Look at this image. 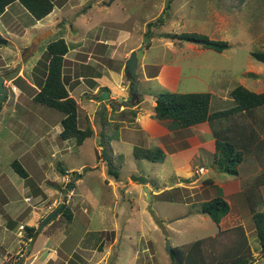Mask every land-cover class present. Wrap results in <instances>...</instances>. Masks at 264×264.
Wrapping results in <instances>:
<instances>
[{
  "label": "crops",
  "instance_id": "1",
  "mask_svg": "<svg viewBox=\"0 0 264 264\" xmlns=\"http://www.w3.org/2000/svg\"><path fill=\"white\" fill-rule=\"evenodd\" d=\"M71 1L72 0H68V2L60 6L56 4L55 0V6L48 16L40 21H33L31 20L32 18H29V29L30 31H35V33H37L36 35H39L42 32H45L46 28H49L54 23L56 26L55 30L51 29L52 31H49V35L54 36V39L51 41L63 39L68 45V52L65 59L67 62H70V67L65 66L64 68L66 89L69 96L73 98L78 105V127L80 129L90 128L92 131V135L85 139L80 147L86 141H91L97 157V164L92 167L100 168L101 181L105 182L106 178H110L111 180H108V182L112 187V191L119 189L123 198L125 192L122 189L129 187V184L126 183L122 186L123 180L119 175L117 178H113L107 174L105 175L107 170V157L103 156L106 155L104 150L109 146L110 141L105 139L102 135L100 136L102 133H99V131L106 130L101 121L102 116L105 114L108 122H113V125L117 126V129L119 128L122 131L121 134L127 133L130 135V140L133 141L130 142L129 147L133 152L135 148H138L137 145H139V142L144 146H149L152 142L155 147L160 148V146H162L164 150H168L166 151L167 159L170 161L169 163L173 172V175H170L174 178L173 182L167 184L165 176H158V181H156L154 185L149 183V181H147L146 184L149 193V198L147 197V200L151 201L154 197L153 204L156 205V207L160 204L175 205L174 197L167 194L175 189L193 191L201 188L204 191L209 190V192H207V195H209L208 199L200 198V201H198L200 204L203 201L215 197L216 190L213 191L211 188L215 189L217 187L221 190L222 197L227 202L224 197V189L220 186H216L217 184L215 183V180L210 178V175L215 171L211 165L212 154L214 152V140L211 137V131L207 123L188 128V134L187 137H185V140L189 141L187 142V146L177 148L179 145L178 142L182 140L181 138L183 136L181 134L183 131L174 129L169 121H158L153 113L155 99L158 94L162 92L192 94V92H189L188 90L180 91L181 86H183V80L202 81V84L207 86L208 90L204 93L211 95V111L222 110V106H225L226 103H229L230 106L232 105L231 99L227 96L232 90L231 87H226L223 84H220V87L216 92L214 88L208 85V78L204 79L200 77L199 74L191 72V70L187 71V76L184 75V68L179 64L176 55H182L184 53L190 60L200 56L203 53V49L189 43H186L184 45L185 47L182 48V43L180 42V44H178L180 46H173V49L169 51L165 46L161 45L163 52L171 54V60L165 62L161 55H156L155 57H149L147 55V52L153 48L151 45L156 39L151 37V35L147 41H145L144 36L139 40L138 37L133 36L130 32L123 30L119 31L117 29L119 32L115 33V36L113 35L114 33L111 34L114 37H104L102 35H94V33L92 37L86 33H83L81 36L79 33L80 30L78 29L80 28V25L82 28L85 26L80 23L78 18L83 15L84 11H81L79 15H75L71 18V7L73 6L70 3ZM17 4L18 3L15 2L7 6L4 13L0 16V37L6 41V44H0V52L2 51L1 49L10 48L8 49V54L6 51H4L3 55L2 53L0 54V59L3 62V65L0 66V75H12L10 78L6 77L3 81L6 88L5 92L13 90L14 94H16V92L21 94L26 87L38 91V81H35L36 78L34 77L35 74H33V71L44 53L31 63H25L30 57L24 63L19 62V60L21 61L22 52L27 46H24L25 44H23L22 37H19L20 35L11 30V26L14 24L21 25L20 21L16 19L18 15L11 12V9ZM222 18L217 19L222 20ZM181 19V17L178 18L179 21ZM179 21L177 23H179ZM100 22H102V20H100ZM221 22L223 21L219 22V26L216 27L217 29L221 26ZM104 24L106 25V23ZM185 24L186 23L181 22L179 27L184 28ZM195 25L196 24L192 23L189 24V27L193 30ZM102 26L103 25H101V27ZM62 29L69 30L74 34H67L68 31H65L66 34L63 32L61 35L62 32L60 31ZM192 30H188V33H191ZM28 31L21 33V35L25 37ZM100 31L102 32L103 28L100 29ZM209 32L210 33L207 37L212 39L215 32ZM218 32V40L226 41L227 38H225V36L227 34L225 31L220 30ZM195 33L206 34L204 31H197ZM16 38H21L20 44L15 41L13 44L12 40ZM17 41L19 40L17 39ZM43 51L45 50H42V52ZM133 51L136 53L137 65L139 64V68H137L136 65L135 70L137 78V94L129 93L128 87L130 80L129 77L124 74L125 62L129 57V54ZM11 53L17 55L18 58L10 59L11 56L9 55H11ZM138 54L140 55L139 58ZM67 68H70L69 72L66 71ZM240 74L242 75L241 72ZM243 81H247L246 77L245 79L243 78ZM237 84L243 86L249 91H253L247 82L244 84V82L240 83L237 80ZM103 92H107L108 99L104 102V110L102 114L98 116L101 108L100 96ZM16 103L17 101L13 103L11 108V113L14 114L12 117L7 116L9 114L6 108L7 104L3 103V106L2 104L0 105V113L1 110L3 111L2 114H0V148L4 145V153H8L14 158L16 155L17 158L13 159V161L18 162L21 165L27 173L28 178L27 180H24L13 171L11 168V163L13 161L9 163V167L2 169V171L0 170V264H35L36 261L38 264H46L48 262L49 264H61L62 262L63 264H80V258L75 255V252H87L88 249L84 244L81 248L74 247L71 253L64 256L62 248L64 239L59 235V232L54 229V226L56 224L58 225L61 221L60 217H57L54 222H49L44 229V231H46L45 234L39 232L31 246L26 242L25 227L37 230V225H39L41 220L50 213V211L47 210V204L61 196V194L57 195L56 191V189H59L58 191L60 192L64 179V175L60 170H62L63 173L68 172L67 169L63 168L58 163L57 165H54L50 159L61 158L63 153H69L74 141H60L58 139V135L61 132L60 123L57 122L58 119L55 123L47 122L49 121L48 117L51 116L49 112L45 113L47 119H41L40 117L38 118L37 123L35 122L34 116L33 119H31L33 121L27 122L25 120L26 118L16 112ZM126 104H129V106H126ZM26 111L27 110H25V112ZM95 113L98 118H96V122L94 120ZM38 125L47 130L45 129V132L39 134L35 140V131L37 130ZM176 130L178 131L177 133ZM174 133L176 134L174 135ZM163 137L168 138L165 143L161 140ZM26 138H28V140ZM57 139L61 143H59ZM115 142V151L118 153L120 149V141L117 140ZM121 143L125 144L123 142ZM47 154L49 155V158L47 157ZM202 158L208 159L202 160ZM107 159L109 160V158ZM198 162L201 163L199 165H193ZM161 164L163 163L161 162ZM204 164H208V167L204 166ZM36 167L39 169H36L39 177L35 180ZM84 167H86V164L80 166L81 169ZM199 168L202 169L201 174L196 173ZM40 170L43 171V173ZM77 170L78 169H75V171ZM50 171L52 175L49 174ZM218 179L219 177L217 180ZM78 182L79 180H77L75 184ZM160 182H164L162 187L158 186L160 185ZM56 185L59 188H56ZM139 186L144 191V188L141 185ZM152 188L153 190H151ZM138 197H140V195ZM80 199H77L74 202L71 199L69 206L73 213V217L83 216L84 218V208L80 206ZM123 201L124 199L122 200V206H118V212L121 210L125 211L127 209L125 207L131 205L128 203V205L125 206ZM158 209L160 208L157 207L154 209L155 211H149V207L145 204H137L136 206L138 215L142 218L140 222L143 223V220L147 219V227L151 229L152 232L156 233L159 232L158 230H160V228L152 220L155 217V212L157 213L159 211ZM132 211L133 210L129 209L127 212L135 215ZM161 212L163 213V211ZM228 214L219 222V229H225L223 225H226L224 224V220H227ZM114 216L113 213L112 217L114 218ZM173 216L175 218L171 221H166L169 220V218L165 217L162 219L166 222L163 230L167 235H170V225L168 224L179 221L185 222L187 219L186 216ZM116 224L117 223L114 220L113 227H116ZM130 224V218L124 220V227L122 229L123 237L125 236L124 231L126 226ZM19 225L24 227L21 235L18 233ZM191 226L192 232L198 228L204 230L207 228V231L210 233L206 236H213L217 231L216 225L205 215H201L196 223L192 222ZM233 226L236 225H232L231 227ZM130 231L131 230H129L128 233ZM143 231H148L146 230V226L141 227V230H139L140 237ZM101 232H105V230H102ZM123 237L117 245L119 248L118 253H120V250L123 248L122 246H124V243L122 242H125L126 240L130 241L129 238L125 239ZM202 237L204 238V236H200L198 239H202ZM39 238H42L40 242H38ZM37 242L38 244L35 247ZM249 242L251 244L252 253L254 254L255 252L257 255L259 250L257 240L256 242L253 240V242L256 243L254 246H257V250H254L252 247L250 238ZM180 245L183 244H179L178 246ZM151 246V250L148 246H145V248L143 247L144 249H142L140 253L144 255L148 254V257L152 259L154 252H156V249L159 246L156 240H151ZM59 250L62 252L63 257L60 256L61 254L59 253ZM143 250H147V252L144 253ZM104 252L105 248L100 252L96 251V254L102 255ZM134 253L136 254V250ZM133 259L137 260L135 255ZM98 260L101 259L98 258ZM133 264H135V262H133Z\"/></svg>",
  "mask_w": 264,
  "mask_h": 264
},
{
  "label": "rangeland",
  "instance_id": "2",
  "mask_svg": "<svg viewBox=\"0 0 264 264\" xmlns=\"http://www.w3.org/2000/svg\"><path fill=\"white\" fill-rule=\"evenodd\" d=\"M60 1L61 0H56V4ZM66 2H68V0L63 1L62 4ZM70 3L73 5L71 7V18H73L75 15H79L81 11H84L83 15L78 18L80 23L85 26L82 28L80 25V28L78 29L80 30L79 33L81 36L83 33H86L92 37L94 33V35L97 34L104 37H114L115 33L123 30L130 32L133 36L138 37L140 40L143 38L147 30L146 24L154 23L160 17L162 22L157 23L155 27L151 28L150 35L156 39L151 45L153 48L147 52V55L149 57L161 55L165 62L171 60V54L168 52H163L161 45L165 46V48L170 51L173 49V46L175 47L176 45L180 44L178 40L170 39V36L174 34L179 35L181 33H188V30H192L189 27V24H196L191 31L194 33L197 31H204L206 33L204 35L208 36L210 33L209 31H211V33L215 32L211 40L215 39L217 41H222L218 40L219 37L217 36V33H219L218 31L220 30L225 31L227 34L225 38H227V40L224 42L228 43L229 48L223 51V53H217L213 50L202 48L203 53L200 56L190 60L184 53L182 55H176L179 64L184 68V75L187 76V71L191 70V72L199 74L200 77L204 79L208 78V85L214 88L216 92L218 91L220 84L234 89V87L238 85L237 80L240 83L244 82V84L247 82L248 85L253 89L251 92H264V64L255 60L253 56L255 53H264V0H72ZM11 10V12L18 15L16 19H18L21 24H14L11 26V30L14 31V33L20 35L19 37H22L23 44H25L24 46H29L32 39L35 38V35L37 34L35 31H30L29 29V18H31L30 14L19 3ZM180 17L182 19L179 21L178 18ZM217 18H222V20H218ZM100 20H102V22H100ZM178 21L179 23H177ZM220 21H223L225 26L224 23L221 22V26L217 29L216 27L219 26ZM181 22L186 23L184 28L179 27ZM104 23H106V25ZM101 25L103 26L101 27ZM55 27L56 26L53 23L52 26L46 28L45 32H42L41 34H45L51 29L55 30ZM102 28L103 31L101 32L100 29ZM117 29L119 31H117ZM26 31L28 32L26 33L25 37L22 36L21 33H25ZM65 31H68L67 34H74L69 30L62 29L60 31L62 32L61 35ZM162 35L167 36L168 39L163 38ZM17 39L19 41H17ZM52 39H54V36L48 35L25 63H31L39 56H42L44 53L42 50H45V44ZM20 40L21 38H16L12 41L13 44L14 41L20 44ZM145 41H147V39H145ZM185 44L186 43L182 42V48L185 47ZM8 49H1L2 51L0 54L2 53L3 55L4 51H6L8 54ZM9 56H11L10 59L18 58L17 55H14V53H11ZM139 56L140 55L138 54V58ZM19 62L21 61L19 60ZM65 62V66L70 67V62ZM2 65L3 62L0 59V66ZM137 68H139V64L137 65ZM66 71L69 72L70 68H67ZM242 77L244 79L246 77L247 81H243ZM182 85L184 87L181 86L180 91L188 90L189 92H192V94L204 93L208 90L207 86L202 84V81L183 80ZM36 92V89L33 90L29 87L23 89V95L19 92L14 94L13 90H10V92H5L7 93V98L5 101L1 102V104L2 106L3 103L7 104L6 108L9 112L7 116L12 117L14 115L11 113V108L13 103L17 101L16 112L26 118L25 120L27 122L33 121L31 119H33L34 116L35 122L37 123V120L40 117L41 119H47L45 117V113L49 112L51 116L48 117L49 121L47 122L55 123L58 119L57 122L60 123V119L63 118V115L60 112L48 109L45 106L32 102L31 98ZM229 107V103H226L225 106H222V110ZM25 110L27 111L25 112ZM2 112L3 111L1 110L0 114H2ZM96 115L97 114L95 113V122L98 119ZM98 116H100V113H98ZM101 121L106 130L99 131V133H102L100 136L102 135L105 139L110 141L109 146L104 150L106 155L103 157L109 158L111 163L110 168H112L113 171H115L123 180L122 186L126 183L129 184V187H123L124 189L122 190L125 192L123 194V198L119 192V189L112 191V187L108 182V180H111L110 178L105 179L106 183L101 181L100 168L92 167L97 164V157L91 141H86L81 147L76 146L74 142L69 153H63L61 158L50 159L54 165H57L58 163L63 168L67 169L71 179L75 174L81 175L79 182L74 184L72 187L74 191L72 201L74 202L80 198L83 199H80V206L84 208V218L83 216H74L72 218V222L70 223L66 222L64 219H61L58 225H55L54 223V229L58 231L59 235L64 239L62 244L64 256H67L68 253H71L74 247L81 248V246L85 244L88 249L87 252H75V255L79 256L80 258V264H133V262H135V264H170L169 255L166 251V241H168L170 247H175L179 244H186L196 240L200 236L205 237L210 233L207 231V228H205V230L202 228L195 229L194 231L196 232H192L191 230L192 222L196 223L198 218L202 215L197 213L199 204L198 201H200V198L208 199L209 195H207V192H209V190L204 191L201 188L199 190L193 191L175 189L167 193L168 195L174 197L175 205H157V207L160 209H158L159 211L157 213L155 212V217L161 220L163 228L166 223L162 220L163 217L169 218V220L166 221L173 220L175 218L173 215L186 216L187 219L185 222L179 221L168 224L170 225V235L165 234L164 230L161 229L158 230V233L152 232V230L147 227V219L143 220V223L140 222L142 218L138 215L136 206L137 204H145L149 207V211H155L154 209L157 207L153 204L154 197L151 199V201H148L145 192L137 183L132 182L130 177H143L149 181V183L154 185L155 182L158 181V176H165L166 183L171 184L174 178L171 177L173 172L169 163L170 161L167 159L166 151L168 150H164L162 146H160V148L155 147L152 142L149 146H144L139 142V145H137L138 148L149 151L159 149L164 154V159L162 161H158L157 163H152L146 160L137 161L135 160L136 158L134 157V152L129 147L130 142L133 141L130 140V135L127 133L121 134L122 131L119 128L117 129V126H114L113 122L109 123L105 114L102 116ZM45 129L46 128H42L40 125H38V128L35 131V140L39 134L45 132ZM179 131H183L181 134L183 137L181 138L182 140L178 142L179 145L177 144V148L185 147L187 146V142H189L185 140V137H187L188 134L187 129ZM177 132L178 131L176 130V133ZM176 133H174V135ZM26 139L28 140V138ZM58 139L57 141L61 143V140L59 141ZM117 140L120 141V149L118 153L115 151V141ZM161 140L165 143L168 138L163 137ZM121 142L125 144H122ZM3 150L4 145H2L0 148L1 171L2 169L9 167V163L13 161V159L17 158L16 155L14 158L8 153H4ZM47 157L49 158V155ZM207 159L208 158H202V160ZM161 162L163 164H161ZM200 163L201 162H198L193 165H199ZM83 164H86V167L81 169L80 166ZM204 166L208 167V164H204ZM36 169L38 168H35V180L39 177ZM75 169L78 170L75 171ZM41 172L43 173V171ZM49 174L52 175L51 171ZM106 174L107 173L105 172V175ZM218 177L219 179L217 180ZM240 177V179L243 180L246 175L242 174ZM210 178L215 180V183L217 184L216 186H220L224 189V197L230 204V211L227 217L228 221L226 219L224 220V224H226L223 225L224 228L227 229L232 225L238 224L242 225L243 227L245 226V229L247 230L248 236L251 240L252 247L254 250H257V246H254L256 245V243H254L256 240L254 237L255 234L253 232L250 214L245 206L242 196L239 195L240 193L238 191L237 184L239 177H229L223 175L217 169H215L213 174L210 175ZM159 184L160 185L158 186L162 187L164 182H160ZM56 188L59 187L56 185ZM58 190L59 189H56L57 195L62 193V190H60V192ZM151 190H153V188ZM211 190L214 191L216 188H211ZM260 191L264 207V186L261 187ZM139 195L140 197H138ZM59 198L60 196L55 199ZM123 199L125 206L128 205V203L131 205L125 207L127 208L125 211L121 210L118 212V206H122ZM129 209L133 210L132 212H134L135 215L127 212ZM160 210L163 211V213ZM113 213L115 215L114 218L112 217ZM128 218L131 219V224L126 226L124 231L125 236L123 237L122 229L124 227V220ZM114 220L117 223L116 227H113ZM152 221L155 222L154 219ZM143 226H146V230L148 231H143L140 237L139 230H141V227ZM46 227L47 226H44L40 232L45 234L46 231H44V229ZM102 230H105V232L110 235L107 237L108 239L105 237L104 233L102 236L99 235ZM129 230L131 231L128 233ZM122 237L125 239L129 238L130 241L126 240L125 242H122L124 243V246H122L123 248L120 250V253H118L119 248L117 245L121 241ZM41 239L42 238H39L38 242H40ZM151 240H156L159 246L156 249V252H154L152 259L148 257V254L144 255L140 253L141 250L145 248V246H148L150 250L152 249ZM38 242L36 243L35 247L37 246ZM100 242H103L101 248L102 250L105 248V252L102 255H97L96 251L99 252L97 247ZM135 250L136 254L134 253ZM143 252L146 253L147 250H143ZM59 253L61 254L60 256L63 257V254L60 250ZM134 255L136 256L137 260L133 259ZM98 258L101 260H98ZM35 264H38L37 261ZM46 264H49V262ZM61 264H63V262ZM251 264H264V258H261L259 253L256 255L254 252L253 261Z\"/></svg>",
  "mask_w": 264,
  "mask_h": 264
},
{
  "label": "trees",
  "instance_id": "3",
  "mask_svg": "<svg viewBox=\"0 0 264 264\" xmlns=\"http://www.w3.org/2000/svg\"><path fill=\"white\" fill-rule=\"evenodd\" d=\"M63 1L66 0H61L57 4L63 5ZM15 2L23 6L33 21H40L48 16L55 6L54 0H0V16L7 6ZM161 22L162 19L159 17L156 22L146 24L144 39L148 40L151 28ZM163 38L166 39L167 36ZM170 39L197 45L217 53H222L229 48L227 42L211 40L203 34L194 32L174 34L170 36ZM67 52L68 45L63 39L46 44L44 55L34 68L39 91L31 100L60 112L63 118L60 121L59 140H73L76 146H80L92 135V131L90 128L78 127V105L69 96L64 76ZM253 56L255 60L264 64V53H255ZM6 77H10V74ZM228 95L232 101L229 108L211 111V95L208 93L162 92L155 99L153 113L158 121H169L177 130L207 123L214 140L211 165L223 175L239 177L237 184L239 195L242 196L250 214L259 248L258 253L261 258H264V207L260 191L264 186V116H262L264 115V92L254 93L237 85ZM5 99L6 93L3 101ZM134 157L137 160L157 163L164 159V154L159 149L149 151L135 148ZM106 162L107 175L117 178L118 174L110 168V161L107 159ZM11 168L20 178L27 180V173L18 162L13 161ZM60 172L64 175L62 170ZM242 174L246 175L245 180L240 179ZM80 176L75 174L72 176V181L79 180ZM73 182L70 183L71 187L74 185ZM229 211V204L223 199L221 190L216 187V196L201 202L197 211L207 216L216 225V233L213 236L170 247V264H251L253 254L245 226L236 225L223 230L218 227L219 222ZM57 217L70 223L73 218L70 206L63 205L61 212L52 222ZM154 220L163 230L161 220L157 218ZM25 232L26 239H33L36 229L25 227ZM103 233L106 238L110 236L107 232H100V236ZM101 245L103 242H100L97 247L99 252L102 251Z\"/></svg>",
  "mask_w": 264,
  "mask_h": 264
},
{
  "label": "water",
  "instance_id": "4",
  "mask_svg": "<svg viewBox=\"0 0 264 264\" xmlns=\"http://www.w3.org/2000/svg\"><path fill=\"white\" fill-rule=\"evenodd\" d=\"M50 32H46L45 34H39L36 35L35 38L32 39L30 45L22 52L21 56V63H24L29 57L33 55V53L36 51L37 47L39 44L46 39V37L49 35ZM0 44H6V41L0 37ZM136 65H137V58H136V53L133 51L129 54V57L127 58L125 65H124V74L129 77L130 84L128 87L129 93L130 94H137V78L135 75V70H136ZM7 74H2L0 75V104L5 98V86L3 84L4 79L6 78ZM108 99V94L107 92H103L100 96V101H101V108H100V115L102 114L104 110V102ZM126 106H129V104H126ZM130 180L134 183H137L141 185L144 188V192L149 198V193L146 188L147 180L144 179L143 177H130ZM63 206H60L58 209L55 211L47 214L39 223L37 226L36 234L35 237L31 240L30 246L33 244L34 240L36 239L38 233L42 230V228L46 225H48L51 220H53L62 210ZM166 251L170 257L171 251H170V246L168 241H166Z\"/></svg>",
  "mask_w": 264,
  "mask_h": 264
},
{
  "label": "built area",
  "instance_id": "5",
  "mask_svg": "<svg viewBox=\"0 0 264 264\" xmlns=\"http://www.w3.org/2000/svg\"><path fill=\"white\" fill-rule=\"evenodd\" d=\"M201 172H202V169L199 168L196 173L201 174ZM72 182L73 181H72L71 177L69 176V172H65L64 173V179H63L62 186H61V190H62L61 196L59 199L53 200L47 206V210L52 211L56 207H58L60 205H67L71 201L72 196L74 195L73 189H72L71 184H70ZM23 229H24V227L22 225L18 227L19 235L22 234ZM26 242H27V244H29L31 242V239H27Z\"/></svg>",
  "mask_w": 264,
  "mask_h": 264
},
{
  "label": "clouds",
  "instance_id": "6",
  "mask_svg": "<svg viewBox=\"0 0 264 264\" xmlns=\"http://www.w3.org/2000/svg\"><path fill=\"white\" fill-rule=\"evenodd\" d=\"M127 78H128V77H127ZM197 170H198V169H197ZM75 182H76V181H74L73 183L75 184ZM72 189H73V188H72ZM73 192H74V191H73ZM73 196H74V195H73ZM54 200H57V199H54ZM52 201H53V200H52ZM52 201H51V202H52ZM51 202H49V203L47 204V206H48ZM67 205H69V203H68ZM60 206H63V205H60ZM60 206H58V208H59ZM58 208L56 207L55 209H53L52 211H50V213L53 212V211H55V210L58 209ZM51 221H52V220H51ZM31 240H32V238H31ZM28 245L30 246V243H29Z\"/></svg>",
  "mask_w": 264,
  "mask_h": 264
},
{
  "label": "flooded vegetation",
  "instance_id": "7",
  "mask_svg": "<svg viewBox=\"0 0 264 264\" xmlns=\"http://www.w3.org/2000/svg\"><path fill=\"white\" fill-rule=\"evenodd\" d=\"M28 47V46H27Z\"/></svg>",
  "mask_w": 264,
  "mask_h": 264
}]
</instances>
